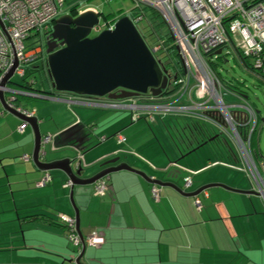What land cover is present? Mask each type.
<instances>
[{"label": "crops", "instance_id": "obj_1", "mask_svg": "<svg viewBox=\"0 0 264 264\" xmlns=\"http://www.w3.org/2000/svg\"><path fill=\"white\" fill-rule=\"evenodd\" d=\"M75 4L79 5L77 2ZM88 9L99 11L94 6H83L79 11ZM24 89L34 90L32 87ZM59 98L68 104L97 105L86 103L87 99H73L74 101L70 102L65 98ZM35 114L36 110L34 109L33 117L36 119ZM63 118L65 117H60L61 120ZM66 118V122H58L55 132L62 134L68 128L73 127L75 129L71 132L72 137L76 135L78 138L74 141V138L67 139L65 136L62 138L58 136L54 142L57 147H68L71 150L70 155H76L72 165L74 168L82 167L81 178L90 177L105 167L101 165L103 162L120 157L119 152L113 147L114 143H110L105 134H92L97 129L95 119L92 117ZM147 118L150 120L149 117ZM21 121L15 118L9 119L8 125L12 127V132L18 134L26 132L28 123L22 132L17 130ZM31 131L33 133L32 128ZM118 132L120 131L118 130L116 134ZM44 134H50L49 142H52L51 132L47 130L41 135ZM26 135V140H29L31 133L28 131ZM95 140H99V143L97 144ZM125 141L124 139L121 142L118 140L116 142ZM16 146H22L21 148L24 147L26 150L28 148L27 145L23 146L20 141H16L14 137L12 139L8 133H0V203L1 193H3L2 201L13 208H8L14 210L11 219L15 220L16 226L18 224L19 228L15 230L18 232L19 229L20 233H18L22 235L23 240L19 244L16 241L12 250L24 249L25 253L29 254L31 251H38L37 248H42L49 255V258L44 259L47 264H76L71 260L76 251L67 240L65 226L56 217L58 212L74 215L67 197L68 189H70V199L73 195L75 200L74 208L78 210L82 235H87L95 230L104 239L102 243L85 246L82 257L84 264H207L209 250L221 252L222 256L227 251L230 253V257L233 254V259H236L241 257L246 249L248 251L252 249V243L246 238L239 239L238 243L234 245L230 243V237H235V235L232 236L231 231L225 232L224 223L232 217L246 216V219L252 217L251 221L258 224L259 228L258 233H255L256 235L260 234L264 241V207L261 203L262 196L260 197L259 194L255 193L258 196L249 197L247 193L252 191H245L244 188L242 189L236 184H229L233 187L232 189L225 185L211 186L204 189L207 193L206 196L203 195V190L197 194L201 199L202 207L200 210L196 209L194 196L190 197L185 193L195 191L207 184L225 183L215 175L194 177V181H191V185L188 187V189L191 188L189 191L183 188L179 191L170 185L175 183V179L164 171L161 172L162 170L151 166L145 169V164L142 162L140 163L143 166H139L121 159L108 165H117L123 161L131 167L143 171L148 177L157 180H159L157 173L163 174L160 176L163 184H157L159 187L158 200L153 199L151 195V181L128 169H119L108 173L107 190L102 195H94L93 191L89 194L90 188L93 189V183L63 186L68 176L61 169H49L51 181L44 186H37L36 182L42 176L43 170L39 169L32 159L28 161L21 159L23 154L32 156V151L31 153L26 151L20 153L21 148L9 149ZM64 151V148L60 149L48 158L40 157V160L53 161L64 158L66 157ZM254 154L256 155V153ZM81 158L84 159L83 163L79 160ZM77 159L78 161H76ZM174 159H176L175 156ZM171 160L168 158V165L172 164ZM228 192L233 195L232 199L228 201L230 207L224 206L222 209L221 204L224 203ZM255 200L259 202L258 206L254 204ZM18 209H23L24 215L28 216L26 219L20 220L22 223H17V219H20ZM238 230L244 236L245 232L247 233V230L244 232L237 228V232ZM237 232H235L236 235H238ZM242 235L239 234V236ZM225 236L228 239L227 242L224 241ZM226 246L227 248H224ZM242 256L244 257V255ZM28 260L33 262L32 259Z\"/></svg>", "mask_w": 264, "mask_h": 264}, {"label": "rangeland", "instance_id": "obj_2", "mask_svg": "<svg viewBox=\"0 0 264 264\" xmlns=\"http://www.w3.org/2000/svg\"><path fill=\"white\" fill-rule=\"evenodd\" d=\"M75 2L79 3L76 8L77 13L80 7L83 6H94L103 14L109 12L115 13L117 11L127 12L133 6L131 0H63V9L60 15L70 13L76 16L77 14L71 11V7L76 5ZM145 14L146 18L137 23V28L145 38L146 43L151 45L157 39V35L164 36L163 34L169 32L168 27L164 23L159 24V22L162 21L159 16L157 18H152V9L145 8ZM35 33V31L31 32L30 37L25 40V45L29 48L42 44L43 49H45L43 39L44 33H40V35ZM90 35H93V33ZM156 55L166 64L168 72L171 75L181 68L182 62L174 51L168 54L160 52L156 53ZM214 63L216 64V71L219 73V75L214 78V81L215 83L218 81L217 84L218 87L221 88L223 102L225 104H237L234 109H231L229 106L227 109H221V105L217 100L213 106L200 104L205 101L207 94H199L193 76H191L188 81V86L192 87L190 95H188L186 91L182 93L185 87L183 79L180 88L173 91L171 93L172 96H170L167 101L163 102V100L157 99V105L153 107L142 108L138 111L132 110L133 113L136 111L134 116L129 109H112L111 107H105L100 104L95 106L77 103L68 104L65 101H61L59 97L68 100L86 99L88 96L54 89L47 71L44 68V61L40 58L33 63L35 68L25 77V80L30 81L32 79L34 81L31 86L32 89L46 92L43 94L44 97H24L17 95L18 99L15 101V105L24 109L34 108L36 110L35 117H37L36 121H38L37 124L40 134L47 130L52 134V142L45 143L42 147L45 155L41 158H48L52 153L63 148L65 149L64 153L66 156L76 158V155H70L71 150L68 147H57L55 145L54 140L58 136L60 138L65 136L67 139L69 137L70 139L74 138V141L78 138L76 135L72 137L73 135L71 132L75 129L73 127H70L72 129L68 128V130L62 134L55 132L58 122H66V117H92V119L96 120L95 123H97V129L94 133L92 132V134H105L110 143H114V149L120 154V157H117V159L113 158L112 160L118 161L125 159L139 166H143L142 163H144L147 165H144L145 169L150 166L158 168L162 170L161 172L164 171L166 174L172 176L175 179L174 184L179 189L182 190L183 188L187 191L191 189H188L191 183L189 186L184 187L186 179L189 178L190 181H194V177H210L215 175L220 178L222 182H225L220 184L231 189L233 187L229 184L239 185L242 189L244 188L243 190L245 191H252L251 193H247V196L252 197L258 194L253 193L256 192L252 187L253 184L255 185L254 179L247 165L240 159L238 147L236 146L237 144L235 145L234 143L236 140L238 143L244 141L248 146V139L239 137V140H233L227 132L220 129L212 118L208 119L207 117H213L211 114L212 110L217 111L219 117H222L225 124L229 125L227 124L229 122L223 117H233V112L231 110L246 112L248 107L250 112H248L246 117L252 118L256 117L255 113H257L258 119L256 124L250 121L247 129H252L255 124L253 149L251 148V152L253 153L259 172L264 177L263 168L261 167V163L264 161V80L249 71L233 52H226L225 49L221 52L220 57L214 60ZM180 75L182 77L184 76L183 73ZM11 81L18 82L19 78L14 74L11 77ZM227 83L236 92L240 93V91H242V94L245 96H239L238 94H232L226 91L225 89H230L224 86ZM217 84H215V86ZM90 97H94L92 99H97V101L100 102L103 100L106 101L109 98L107 96ZM141 101L145 102L146 100L143 99ZM208 104L212 105L213 100L208 101ZM140 110L144 111L140 112ZM0 112V133H8L12 139L14 137V139L20 141L23 146H28V151L24 149V147L21 148L22 146L11 147L9 149L21 148L20 153L25 151L31 153L34 137L30 125L26 126V132L24 134L12 132V127L8 125L9 119L19 118L7 111L1 102ZM142 113L144 115H142ZM60 117L65 118L61 120ZM147 117H151V119L147 120ZM19 121L21 120L19 119ZM227 127L226 129L228 130V128H231V125ZM118 130L125 137V142H116L117 139L115 138V134ZM28 131L31 133V136L28 138L29 140H26ZM98 141L99 140H95L97 144L99 143ZM5 142H7V139H5ZM254 153H256V155ZM174 156L176 159L173 160ZM168 158L172 159V164L170 165H168ZM79 160L81 163L84 162L83 158ZM76 161H78V159ZM121 163L124 162L122 161ZM161 172L157 173L160 181L162 180L160 176L163 175ZM92 191L93 189L91 190L90 188L89 194H91ZM69 192L70 189H68L67 197L70 201L69 203H71L72 212L74 214V205L76 206V204L73 195L72 199H70ZM236 194L239 193L237 192ZM227 195L228 196L224 199V203L221 204L223 207L222 209H224V206L230 207L228 201L232 199L233 195H231V192H228ZM261 198V203L264 207V198ZM2 199H4L3 193H1L0 203V264H47V261L44 259L49 258V255L46 254L42 248H37L39 249L38 251H31L29 254H26L24 249L12 250V246H14L16 241L19 244L22 243L23 240L22 235H19V229V233L15 230L19 228L18 224L16 226L15 220L11 219L14 215V210H9V204H6ZM213 202L215 204V201ZM258 203L259 202L255 200L254 204L256 206H258ZM17 212L20 216V219H17V223H22L21 221L28 216L24 215L23 209H18ZM251 219L252 217L246 219V216L232 217V219L228 218L224 223V230L226 233L231 231L232 236L233 234L235 235V237H230L231 244H237L239 239L243 240L246 238L251 241L252 249L249 251L246 249L244 253H242L244 257L241 255V257L236 259H233V254L230 257V253L226 250L223 256L221 252L209 250L207 253V264H264V241L260 234L256 235L259 231L258 224H255ZM237 228L244 232L247 230L245 236L242 235V232L239 230L237 232ZM235 232H237L238 235H236ZM239 234L242 236H239ZM224 241H228L226 236L224 237ZM224 248H227V246ZM27 258L32 259L33 262L29 261ZM82 260L83 258L81 257L80 261L83 264ZM53 262L55 263V261Z\"/></svg>", "mask_w": 264, "mask_h": 264}, {"label": "built area", "instance_id": "obj_3", "mask_svg": "<svg viewBox=\"0 0 264 264\" xmlns=\"http://www.w3.org/2000/svg\"><path fill=\"white\" fill-rule=\"evenodd\" d=\"M131 1L133 6L127 12H119L108 19H104L99 15V21L92 26L90 34L93 33V35H95L103 29H113L115 21L124 15L128 16L137 27V23L146 18L145 8L152 9L168 27L171 39L167 42L164 36L157 35V39L151 45L146 43L147 46L155 59H157L163 67H165L166 64L161 61L156 53L165 52L168 54L169 47H172V49L176 51L182 64L181 68L173 74L176 75V78L173 79V83L181 86L184 79L185 87L182 93L186 91L188 95H190L192 87L188 86V81L190 77L193 76L199 94H207L205 101L200 104L213 106L217 100L221 105L220 108L223 110L225 108L227 109L228 106L234 109L236 107L235 105H237L233 103L225 104L223 102L221 88L218 87V81H216V83L214 81L217 74L210 63L220 57L223 49H225L226 52H233L249 71L264 80V0ZM62 9L63 0H0V80L11 67L14 58L17 60V65L12 75L15 74L19 78V82L25 79L28 70L32 71L35 68L33 63L38 58L44 61V68L47 71L46 53L45 49L42 47L43 45L40 44L27 48L25 40L30 37L32 31H35V34L39 35L40 33H50L54 21L60 15ZM93 10L99 12L95 9ZM178 72L180 73L177 74ZM181 73L184 74L183 77L180 75ZM11 77L5 86H0V90L4 93L7 105L15 108L28 117H32L34 115V109H24L15 105L16 96L26 95L40 97L44 95L35 90L11 86ZM171 77L172 75H170L169 78ZM26 82L31 87L34 81L31 79ZM215 84L217 85L215 86ZM225 90L240 96L239 93H235L232 89ZM92 98L94 97L88 96L85 102L100 104L111 108H130V110L137 111L139 110L136 109L137 106H143L135 104L133 99H130V102L111 100H103L100 102ZM210 100H213L212 105L208 104ZM68 101L73 102L74 100L68 99ZM231 111L233 112V117H223L229 122L227 124L231 125V128H228L229 125L225 124L222 117H219L217 111L212 110L211 114L213 117L207 118H212L220 129L227 132L233 140H239L241 135L237 129L244 125L248 126L250 121L256 124V117H247L245 120L243 116L248 115V112H250L248 107L246 112L238 110ZM135 114L136 111L133 113V116ZM149 119H151V117H149ZM25 125L26 122L22 120L17 126V130L22 132ZM253 128L250 130L247 129L246 137L241 138H247L250 142V135ZM116 138L118 142L125 139L120 132L116 134ZM50 140V134L41 135L38 151L39 158L44 155V150L42 149L43 145ZM234 143L235 145L237 144L236 146L238 147L240 158L247 165L254 179L255 185L253 184L252 187L264 198V177L258 170L253 153L251 152L250 144L248 143L247 146L244 141L238 143L237 140L236 142L234 141ZM21 159L28 161L32 159V156L23 154ZM261 167L264 172V161L261 163ZM51 178L50 172L48 170H43V174L37 180L36 185L44 186L51 181ZM108 181V174L96 179L93 182V194H104L108 187ZM190 183V179H186L184 187L189 186ZM63 186H71V180L67 179ZM150 192L153 199L158 200L159 187L157 184H151ZM202 193L205 196L207 195L205 190H203ZM194 205L197 210H200L202 207L201 199L198 195L194 196ZM56 217L57 220L65 226L67 240L76 251L72 259L77 257L83 245H94L103 242V237L95 230L81 237L76 227L74 215L58 212Z\"/></svg>", "mask_w": 264, "mask_h": 264}, {"label": "water", "instance_id": "obj_4", "mask_svg": "<svg viewBox=\"0 0 264 264\" xmlns=\"http://www.w3.org/2000/svg\"><path fill=\"white\" fill-rule=\"evenodd\" d=\"M99 13L88 9L78 12L76 16L64 13L55 19L49 39L45 42L47 74L52 87L78 95L109 98H125L138 93H146L148 90L153 95L159 94L169 83V73L155 59L138 28L128 16L124 15L115 21L113 29H103L90 36L92 26L99 21ZM16 65L17 60L14 58L11 67L1 78L0 86L6 85ZM117 87L122 88L123 91L114 94L113 90ZM0 102L7 111L31 126L34 133L31 153L33 163L42 170H63L71 180V186L91 184L99 177L119 169L134 171L151 183L163 184L160 180L148 177L143 171L131 167L126 162L108 165L115 160L105 161L101 164L105 167L90 177L81 178L82 167L74 168L72 165L75 158L66 156L53 161L40 160L38 151L41 134L36 119L9 107L1 90ZM170 185L180 191L175 184ZM218 185L224 186L211 183L185 194L195 196L206 188ZM74 209L76 227L82 237L78 210ZM84 250L85 245L82 246L77 257L71 260L76 264H82L80 260Z\"/></svg>", "mask_w": 264, "mask_h": 264}, {"label": "trees", "instance_id": "obj_5", "mask_svg": "<svg viewBox=\"0 0 264 264\" xmlns=\"http://www.w3.org/2000/svg\"><path fill=\"white\" fill-rule=\"evenodd\" d=\"M76 8H77V5H73L72 7H71V11L72 12H74L75 14H77V11H76ZM120 11H117V12H109V13H106V14H103L102 12H100L99 13V15L102 17V18H104V19H108V18H111L113 15H115V14H117V13H119ZM158 17V14L155 12V11H153L152 10V18H157ZM162 23H164L163 21H161V22H159V24H162ZM164 35V37L166 38V41L168 42V41H170V34L169 33H166V34H163ZM144 38V37H143ZM145 39V38H144ZM171 51H174L175 53H176V51L174 50V49H172V47H169L168 48V53H170ZM176 55H177V53H176ZM211 64V67L214 69V71H215V73L217 74V75H219V73H218V71H216V67H215V63L214 62H211L210 63ZM165 68L167 69V66H165ZM32 71L31 70H28L27 71V73H26V76L27 75H29L30 73H31ZM180 72H178L177 74H179ZM263 76H264V74H263ZM11 84V86L13 85V86H15V87H17V88H19V87H21V88H31L30 87V85L26 82V80L25 79H22L20 82L18 81V82H11L10 83ZM224 84V83H223ZM179 84H175V83H173L172 84V86L170 87V89L168 90V92L169 93H172L173 91H175V90H177V89H179ZM225 87H227V88H230V89H232L233 91H235L232 87H230V85L227 83V84H225L224 85ZM236 92V91H235ZM237 93H239V92H237ZM240 95H243L242 94V91H240V93H239ZM20 96H22V95H20ZM243 96H245V95H243ZM18 99V96H16V100ZM257 113H255V116H256V122H257V119H258V117H257V115H256ZM240 117V116H239ZM241 117H242V115H241ZM243 117H245V120H246V116H243ZM244 120V119H243ZM242 122V121H241ZM254 129H255V127L253 128V130H252V132H251V135H250V142H249V144H250V148H252L253 149V140H254V137H253V135H254ZM238 131H239V133H240V135H241V137H246V135H247V125H244V126H241V127H239L238 129H237Z\"/></svg>", "mask_w": 264, "mask_h": 264}, {"label": "flooded vegetation", "instance_id": "obj_6", "mask_svg": "<svg viewBox=\"0 0 264 264\" xmlns=\"http://www.w3.org/2000/svg\"><path fill=\"white\" fill-rule=\"evenodd\" d=\"M49 32L45 33L43 35V39H44V43L46 42V40L49 39ZM57 43H59V41H57ZM169 73V72H168ZM170 73H169V77H170ZM176 78V75H172L171 78H169V83L167 84L166 88L162 89L161 92L157 95H153L151 93V91H147L146 93H138V94H135V95H132V96H129V97H125V98H108V100H111V101H125V102H130L129 100L130 99H133L134 103L135 104H139V105H143V106H137L136 109H142V108H149V107H153L155 105H157L156 101L157 99H161L163 100V102L167 101L170 96H172L171 93L168 92V90L170 89V87L172 86L173 84V79ZM123 91L122 88L120 87H117L113 90V93L114 94H119ZM103 97V96H102ZM145 99L146 101H141ZM154 103V104H153ZM145 105V106H144ZM112 109H119V108H112ZM120 109H129L130 108H120ZM132 111V110H131ZM141 111H144V110H140ZM132 115H133V111H132ZM144 115V114H142ZM133 117V116H132Z\"/></svg>", "mask_w": 264, "mask_h": 264}]
</instances>
